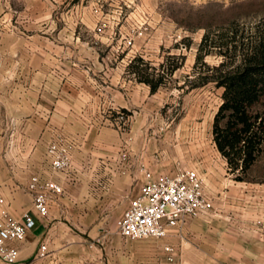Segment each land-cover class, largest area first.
Segmentation results:
<instances>
[{
  "label": "rangeland",
  "instance_id": "rangeland-1",
  "mask_svg": "<svg viewBox=\"0 0 264 264\" xmlns=\"http://www.w3.org/2000/svg\"><path fill=\"white\" fill-rule=\"evenodd\" d=\"M262 20L264 0H0V144L34 132L26 113L35 95L67 94L72 128L99 158L113 148L126 153L132 193L147 171L189 167L203 177L211 207L184 220L173 263L264 264L255 261V235H264V143L245 172L231 170L213 134L224 87L207 68L223 59L217 42L232 40L233 31L232 42L249 41ZM205 32L210 51L199 60ZM233 53L226 58L238 62ZM131 60L157 81L154 90ZM52 140L67 142L71 154L78 143L59 130L47 144ZM37 172L57 171L44 165ZM58 172L70 178L76 169ZM122 202L102 195L69 216L79 226L94 207L93 215L112 225ZM171 233L148 238L171 240Z\"/></svg>",
  "mask_w": 264,
  "mask_h": 264
},
{
  "label": "crops",
  "instance_id": "crops-1",
  "mask_svg": "<svg viewBox=\"0 0 264 264\" xmlns=\"http://www.w3.org/2000/svg\"><path fill=\"white\" fill-rule=\"evenodd\" d=\"M68 101L69 96L62 92L35 95L26 113L30 115L34 132L27 136L26 141L0 144V195L16 218L21 219L26 212L35 218L25 238L13 242L19 248L18 260L14 264H175L180 238L174 236L180 232L188 216L171 228V240L122 236L117 228V218L144 180L132 193L130 160L121 157L114 148L100 159L99 152H94L91 143L81 137L82 131L72 128V111ZM56 130L71 133L78 140L70 161V168L75 166L76 173L70 178L63 172L51 174L63 189L53 193L47 213L40 214L33 206L28 182L41 166L50 168L43 150ZM24 148L26 152L17 151ZM87 164L99 172L93 173L92 169L90 173L82 171ZM262 187L260 189L264 191V184ZM102 195L110 203L115 197L123 201L114 216V224H107L98 215L94 216L93 213L97 212L92 207V215L85 213V219L80 221L79 226H73L69 215L90 202L93 204L96 200L99 203ZM41 241L46 243L47 250L44 255L38 256L36 250ZM165 244L173 247L172 259L166 256ZM255 261H264V235H255ZM0 264L9 263L0 258Z\"/></svg>",
  "mask_w": 264,
  "mask_h": 264
},
{
  "label": "built area",
  "instance_id": "built-area-1",
  "mask_svg": "<svg viewBox=\"0 0 264 264\" xmlns=\"http://www.w3.org/2000/svg\"><path fill=\"white\" fill-rule=\"evenodd\" d=\"M126 153H122L125 158ZM46 157L53 171L69 168L71 151L67 142L52 140L46 147ZM28 189L33 206L40 214H46L53 199V193L61 192L62 186L53 177L35 172L30 176ZM211 198L204 189L200 173L189 167H179L175 172H146V179L137 193L129 199L128 205L117 219V228L126 238L164 237L172 227L187 216H197L211 207ZM35 222L30 213L21 219L11 214L0 195V258L9 264L18 260L19 248L14 241L25 238L26 232ZM47 250L41 241L36 255L42 256ZM168 259L173 258V247L165 244Z\"/></svg>",
  "mask_w": 264,
  "mask_h": 264
},
{
  "label": "trees",
  "instance_id": "trees-1",
  "mask_svg": "<svg viewBox=\"0 0 264 264\" xmlns=\"http://www.w3.org/2000/svg\"><path fill=\"white\" fill-rule=\"evenodd\" d=\"M235 35L233 31V39ZM207 38L205 32L198 47L199 60L210 51L204 48ZM233 39L217 42L223 59L207 68L211 69L216 84L224 87L223 101L213 121L214 140L231 170L241 173L253 163L264 143V108H255L258 104L264 107V20L259 22L253 39L237 43L232 42ZM229 50L238 54V62H233L234 57L226 58ZM129 65L139 80L150 84L152 90L157 87V81H153L145 70L141 72L133 60ZM175 68L176 65L169 71L173 72ZM196 85L195 82L190 84L191 87ZM237 177L241 178V175L237 174Z\"/></svg>",
  "mask_w": 264,
  "mask_h": 264
}]
</instances>
